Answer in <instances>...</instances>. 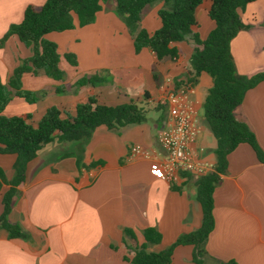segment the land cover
Segmentation results:
<instances>
[{"label": "crops", "instance_id": "1", "mask_svg": "<svg viewBox=\"0 0 264 264\" xmlns=\"http://www.w3.org/2000/svg\"><path fill=\"white\" fill-rule=\"evenodd\" d=\"M46 1L0 0V41L12 24L22 22L29 5L41 6ZM207 2L210 1L205 0L200 7ZM163 7L160 4L153 8L143 19L142 28L148 33L161 28L159 11ZM210 8L211 2L203 11L208 18ZM241 17L248 29L232 40L231 54L237 73L252 77L264 73V0L248 4ZM196 19L194 31L205 39L215 24L210 18L201 24L198 11ZM122 20L112 8L104 7L91 25L48 34L46 38L58 46L64 79L23 74L22 90L45 96L32 104L16 97L3 114L30 115L29 122L36 127L48 109L56 107L64 117H74L77 105L94 96L107 106L135 101L147 111V120L113 130L101 126L85 142L54 141L45 145L29 165L10 215V220L19 223L29 238L9 239L8 233L0 229V264H130L135 250L142 245H147L150 253H161L180 236L201 227L203 213L196 197L200 176L182 173L172 183L159 180L150 172L149 159L131 155V149L140 145L158 159L166 158L159 141V132L169 118L166 94L172 88L190 84L186 73L196 45L178 44L180 61L159 62L150 48L136 52L133 37ZM33 53V47L17 36L1 45L2 83H9L14 70ZM66 54L75 56L76 66L65 58ZM94 75L107 80L94 87L72 90L79 80ZM190 85L200 128L193 155L209 173L217 161V141L214 149L202 150L204 133L198 118L213 80L203 74L195 85ZM151 109L165 110L166 114L153 118L148 116ZM236 116L249 125L264 151V81L246 93ZM62 146L71 150L54 155ZM15 160L13 155L0 154V169L7 182L14 177ZM9 188L8 184L0 187V216L2 199ZM213 198L215 228L205 246L206 264H264V165L249 145H240L229 155L227 170ZM147 229L159 232L160 242L148 244ZM194 252V246H178L170 264H196Z\"/></svg>", "mask_w": 264, "mask_h": 264}, {"label": "trees", "instance_id": "2", "mask_svg": "<svg viewBox=\"0 0 264 264\" xmlns=\"http://www.w3.org/2000/svg\"><path fill=\"white\" fill-rule=\"evenodd\" d=\"M204 1L47 0L41 6L29 5L22 22L9 27L0 41V46L11 36H17L22 43L34 49L33 56L25 59L14 70L9 83L4 84L0 79V154L16 157L15 174L11 181L7 182L3 170L0 169V187L2 184L10 186L2 199L3 213L0 216V229L8 233L9 239L29 238L28 232L19 223L10 220V215L18 189L27 179L29 165L45 145L54 141L85 142L101 126L113 130L141 124L147 120V111L135 101L107 106L100 104L94 96L77 105L74 117H64L56 107L48 109L36 127L29 122L30 115L7 117L3 114L7 105L16 97L32 104L45 96V93L22 90L23 74H45L56 81L64 79L65 73L60 67L58 46L46 36L91 25L104 7H110L117 15L123 17L133 37L136 52L144 47L150 48L159 62L176 63L182 56L177 45L193 42L196 47L189 58L187 82L195 85L203 74L209 75L213 80V86L203 108L205 121L217 141L215 149L217 161L214 170L201 175L196 182V197L203 213L202 225L198 230L180 236L164 252L150 253L147 251V245H142L135 250L130 264H170L175 248L187 245L195 247L194 262L206 264L205 246L215 228L213 194L221 181V176L227 170L229 155L240 145H249L257 159L264 165V151L255 133L248 124L238 120L236 116L246 93L264 81V73L252 77L239 75L231 54L232 40L242 30L248 29L243 23L241 12L248 4L257 0H209L211 8L208 16L214 22L215 28L205 39H201L194 29L198 25L196 10ZM156 2H165L167 5L170 4V7L159 11L162 26L150 34L142 28V21L152 4ZM65 58L73 66L77 65L74 55L66 54ZM106 80L104 76L98 75L85 77L73 85L72 90L85 86L94 87L96 84L105 83ZM61 92H65V89ZM80 160L81 157L78 156V167L82 163ZM126 235L130 233L126 232ZM145 239L148 244H155L160 242L161 235L155 229H147Z\"/></svg>", "mask_w": 264, "mask_h": 264}, {"label": "built area", "instance_id": "3", "mask_svg": "<svg viewBox=\"0 0 264 264\" xmlns=\"http://www.w3.org/2000/svg\"><path fill=\"white\" fill-rule=\"evenodd\" d=\"M193 93V87L184 84L168 90L166 94L169 118L159 132V141L166 152L165 159H158L155 153L140 145L131 149L132 157L140 156L151 161L150 172L156 179L172 183L182 173L201 176L208 171L205 164L193 155V145L200 134L196 109L191 101Z\"/></svg>", "mask_w": 264, "mask_h": 264}, {"label": "rangeland", "instance_id": "4", "mask_svg": "<svg viewBox=\"0 0 264 264\" xmlns=\"http://www.w3.org/2000/svg\"><path fill=\"white\" fill-rule=\"evenodd\" d=\"M207 3H210V2H207ZM160 4H164V7L162 9L170 7V4L167 5L165 2H156V3L152 4L150 10H152L153 8L159 6ZM205 5L200 7V9L198 8L199 10L198 9L196 10V12L198 11L199 20L202 22L201 24H203V21L205 19L209 20L207 15L203 14V11L205 9ZM118 17L119 18H123L122 16H119V15H118ZM123 23L126 25L125 21H123ZM127 30L129 32L128 27H127ZM165 114H166L165 110L156 111L154 109H151V110H149L148 116H151V117L154 118V117H157V116H164ZM198 121L203 126V133H204V146L202 147V150L205 152V149H209V148L214 149L215 145H216L215 138L213 137L212 132H211L208 124L205 121L204 108L203 107L200 109ZM73 143H80V142H73ZM69 150H71V149L68 146H62V148H59V150H57V153H55L54 155H59V154H62V153H66Z\"/></svg>", "mask_w": 264, "mask_h": 264}]
</instances>
